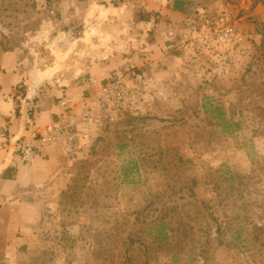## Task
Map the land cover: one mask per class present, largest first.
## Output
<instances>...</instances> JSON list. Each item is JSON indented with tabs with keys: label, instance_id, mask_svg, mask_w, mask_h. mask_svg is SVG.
I'll return each mask as SVG.
<instances>
[{
	"label": "rangeland",
	"instance_id": "rangeland-1",
	"mask_svg": "<svg viewBox=\"0 0 264 264\" xmlns=\"http://www.w3.org/2000/svg\"><path fill=\"white\" fill-rule=\"evenodd\" d=\"M199 18L236 39L184 46ZM6 69L30 128L41 101L62 111L36 124L61 129L51 177L0 204V264H88L96 243L114 264H264L236 242L199 255L222 221L264 224V0H0Z\"/></svg>",
	"mask_w": 264,
	"mask_h": 264
},
{
	"label": "crops",
	"instance_id": "crops-1",
	"mask_svg": "<svg viewBox=\"0 0 264 264\" xmlns=\"http://www.w3.org/2000/svg\"><path fill=\"white\" fill-rule=\"evenodd\" d=\"M9 69L0 71V120H8L10 137L15 141L17 138L30 135L34 131H40L50 125L55 118V114L62 111V107L52 104V101H41L36 109L38 116L34 121L33 128L29 125L31 122L27 119L26 104L22 105L20 112H15L16 100L13 99L17 90L16 86L21 82L17 76L9 73ZM17 94H20L18 91ZM18 103V102H17ZM53 106V107H52ZM33 116V120H34ZM41 120L47 122V125H36ZM5 122V121H3ZM33 122V121H32ZM12 134V136H11ZM53 153V147L45 146L42 155L35 162L25 164L18 156L12 152H0V204L9 203L15 197L17 192L25 194L26 188L38 186L42 181L50 176L51 160L48 158ZM34 165V166H33ZM16 189V191H14ZM3 208H0V212Z\"/></svg>",
	"mask_w": 264,
	"mask_h": 264
},
{
	"label": "trees",
	"instance_id": "trees-1",
	"mask_svg": "<svg viewBox=\"0 0 264 264\" xmlns=\"http://www.w3.org/2000/svg\"><path fill=\"white\" fill-rule=\"evenodd\" d=\"M180 3L176 2L175 9L181 10ZM13 49V48H12ZM11 49V50H12ZM1 71V70H0ZM248 178L246 175H242L241 173L236 174V181H238V185L236 186V199L237 197H243V191L245 190L246 183H248ZM196 185V180H194L193 186ZM216 190L218 189V184L216 182L215 186ZM230 190H235L233 187H229ZM221 199V193L219 194ZM227 199V198H226ZM222 201V200H221ZM245 201V199H244ZM248 201V203H250ZM222 203V202H221ZM237 205V200H236ZM175 209V207H174ZM210 209V208H208ZM203 216V214L201 213ZM210 216L214 221H218V218L214 216V212L210 209ZM192 219V218H191ZM199 218L192 219L193 221H197ZM160 221V231L157 232L156 235V243L161 245L164 241H167L168 236L164 231L163 218L159 219ZM236 227L231 224V222L225 221L220 222L219 226L216 228L214 233L206 234L204 240L201 241L199 255L207 260V247L211 243L212 240H215L219 246H231L232 243L236 242V246L240 244L242 249L245 251H249L251 249H255L256 251L262 253L264 255V224H257L251 220L250 216H246L241 218L240 215H236ZM229 237V238H228ZM229 239L230 242H227L226 239ZM169 245V244H167ZM167 250L170 249V245L166 246ZM255 247V248H253ZM239 248V247H236ZM241 249V248H239ZM114 252L110 246H100L97 243L92 246V258L88 259V264H114ZM264 259V256H263Z\"/></svg>",
	"mask_w": 264,
	"mask_h": 264
},
{
	"label": "built area",
	"instance_id": "built-area-1",
	"mask_svg": "<svg viewBox=\"0 0 264 264\" xmlns=\"http://www.w3.org/2000/svg\"><path fill=\"white\" fill-rule=\"evenodd\" d=\"M135 1L140 2L143 0ZM199 21V26H194L195 22L189 21L191 35L184 34L185 38L182 41L184 46L192 47L195 42H201L204 46L213 48L236 39L235 28L207 18H199ZM176 37L178 36L176 35ZM67 102L65 100L63 105H67ZM54 127L46 129L43 133L38 130L34 131L32 134L19 137L14 141L9 134V123L0 120V152H12L25 164L29 165L41 157L47 143L53 144L60 136L61 129L56 125Z\"/></svg>",
	"mask_w": 264,
	"mask_h": 264
}]
</instances>
